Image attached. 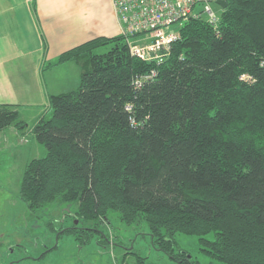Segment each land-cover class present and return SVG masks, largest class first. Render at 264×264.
Instances as JSON below:
<instances>
[{
  "label": "trees",
  "instance_id": "trees-1",
  "mask_svg": "<svg viewBox=\"0 0 264 264\" xmlns=\"http://www.w3.org/2000/svg\"><path fill=\"white\" fill-rule=\"evenodd\" d=\"M224 1L214 24L183 21L162 62L132 56L118 36L49 65L73 61L83 73L32 126L47 155L23 175L30 212L77 202L84 224L111 214L145 223L182 264L200 263L175 254L178 233L198 236L219 263L264 264V0ZM13 125L29 129L17 106L0 104V131Z\"/></svg>",
  "mask_w": 264,
  "mask_h": 264
},
{
  "label": "rangeland",
  "instance_id": "rangeland-1",
  "mask_svg": "<svg viewBox=\"0 0 264 264\" xmlns=\"http://www.w3.org/2000/svg\"><path fill=\"white\" fill-rule=\"evenodd\" d=\"M213 9L219 21L222 9L216 3ZM45 108L42 114L48 112L49 100ZM32 112L26 121L30 126ZM14 128L0 131V264H182L155 246L145 223L127 225L111 214L104 223L84 224L74 216L77 202L48 205L40 216L30 212L20 198L23 175L27 164L46 157L47 151L30 132L32 127L22 138L13 137ZM174 242L176 255L185 252L200 264H222L202 251L198 236L178 233Z\"/></svg>",
  "mask_w": 264,
  "mask_h": 264
},
{
  "label": "crops",
  "instance_id": "crops-1",
  "mask_svg": "<svg viewBox=\"0 0 264 264\" xmlns=\"http://www.w3.org/2000/svg\"><path fill=\"white\" fill-rule=\"evenodd\" d=\"M118 36L111 0H0V104L17 106L25 123L34 109L33 126L50 96L76 90L83 73L73 61L49 65L89 41Z\"/></svg>",
  "mask_w": 264,
  "mask_h": 264
},
{
  "label": "built area",
  "instance_id": "built-area-1",
  "mask_svg": "<svg viewBox=\"0 0 264 264\" xmlns=\"http://www.w3.org/2000/svg\"><path fill=\"white\" fill-rule=\"evenodd\" d=\"M132 56L144 62H162L177 40L173 27L188 18L216 23V0H111ZM213 3V4H212ZM200 7V8H199ZM153 70L145 81L156 78Z\"/></svg>",
  "mask_w": 264,
  "mask_h": 264
},
{
  "label": "water",
  "instance_id": "water-1",
  "mask_svg": "<svg viewBox=\"0 0 264 264\" xmlns=\"http://www.w3.org/2000/svg\"><path fill=\"white\" fill-rule=\"evenodd\" d=\"M216 4L220 6L222 10H225L227 8V2L224 0H216Z\"/></svg>",
  "mask_w": 264,
  "mask_h": 264
}]
</instances>
